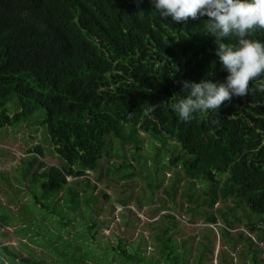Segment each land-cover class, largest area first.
Wrapping results in <instances>:
<instances>
[{
    "label": "trees",
    "instance_id": "trees-1",
    "mask_svg": "<svg viewBox=\"0 0 264 264\" xmlns=\"http://www.w3.org/2000/svg\"><path fill=\"white\" fill-rule=\"evenodd\" d=\"M206 19L186 24L174 23L171 17L163 20L152 0H0V128L44 124L49 143L64 161L47 163L35 143L27 148L30 153L20 169L24 178L40 186L34 202L45 207L42 217L52 216L71 238L69 246L67 242L57 251L59 264H86L95 253L106 258L104 264L111 256L117 259L113 264L212 263V226H203L205 239H197L194 246L188 243L193 234L176 238L179 210L165 204L163 197H158L159 207L147 212L154 217L164 210L146 222L154 228L147 236L152 249L146 248L141 232L133 239L112 232L114 244L106 238L96 249L94 218L102 207L93 205L99 196L110 199L97 187L100 160L117 146L122 158L109 169L132 177L145 161L140 162L145 138L139 131L148 138L154 173L171 174L162 188L170 202L178 194L188 212L208 223L216 222L214 203L228 195L264 214V91L258 90L264 75L252 81L248 96L224 102L218 116L197 113L191 122H182L170 107L173 96H186L180 81L226 82L228 72L216 56L214 38L206 34ZM249 38L264 42V31ZM9 101L15 105L12 112ZM150 108L153 111L146 114ZM39 109L44 113L38 118ZM145 176L147 186L160 185V178L153 184L151 174ZM118 198L113 201L124 204L126 199ZM133 201L140 209V197ZM192 221V215L183 220ZM257 221L264 226L262 216ZM221 222L218 238L231 235L232 224L223 232L226 223ZM243 227L246 232L234 229L230 245L234 249L236 241L243 242L239 252L247 253L248 260L240 264H259L263 251L257 242L264 238L251 236L258 224L245 222ZM47 244L55 248L51 240ZM0 252L13 264L14 259L46 264L12 244H2ZM216 261L232 264L231 256L220 252Z\"/></svg>",
    "mask_w": 264,
    "mask_h": 264
},
{
    "label": "rangeland",
    "instance_id": "rangeland-1",
    "mask_svg": "<svg viewBox=\"0 0 264 264\" xmlns=\"http://www.w3.org/2000/svg\"><path fill=\"white\" fill-rule=\"evenodd\" d=\"M14 106L13 101H9L7 103L8 111L12 112ZM43 113L44 111L39 109L35 115L39 118L42 117ZM139 132L145 138L141 149L142 156L140 162L145 161L137 166L135 174L132 177H124L121 174L123 170L112 171L109 169L111 164L116 165L122 158L120 149L117 146L110 149L108 155L100 160L102 175L97 182V187L104 188L110 195V199H104L99 196L93 205L102 207L94 218L97 226V231L94 232V235L99 239V247L96 249L103 246L106 238H109V241L114 244L115 238L111 235L112 232L127 239H133L136 233L141 232L143 237L146 238L147 244H149L150 239L147 236L154 228L146 222L156 218L164 210L160 209L154 217L147 215V212L149 208L159 207L160 202L158 197H163L165 204H173L179 210L176 216L180 221V227L177 225V228H180V232L174 234L176 238L193 234L194 237L188 243L194 246L197 239H205L203 237L205 234L203 226H212L215 238L211 239V243L213 244L211 264H216V256L219 252L223 255H230L232 264H240V260H248L247 253L241 254L239 252V249L244 246L241 240L236 241L237 243H235L234 249L230 245V241H232V237L235 234L234 229L239 228L246 232L243 227L245 222H255L258 224V228L252 231L251 236L256 237L259 234L264 238V226H259L262 223L257 221L260 216L264 219V214L260 215L251 211L243 201H238V198L235 197L236 195H228L223 199L218 198L214 203L213 208L217 216L216 222L208 223L202 221L200 219L201 216L196 215V213L188 212L185 209L183 198L178 194L173 198L174 203L170 202L169 197L165 198L162 188L166 187L171 174L167 170H158L157 173H154L155 171L152 168L150 158L151 148L147 144L148 138L146 133L143 131ZM35 143L41 146L44 152V156L42 157L44 161L56 164L64 163L49 143V137L44 124H28L24 122L16 127L4 126L0 128V248L2 244H12L19 250H22V253L32 260L42 258L45 259L46 264H59L62 258L60 255L57 256V251L59 247L63 249V246H66L67 242V246H69L71 238L63 232L64 228L62 224L54 222L52 216L49 215L47 218L42 217L46 214L44 212L45 207H39L34 202V194L40 193V186L36 183H31L20 174L21 165L25 160V156L30 153L27 151V148ZM87 171L90 177H94L93 171ZM146 173L151 174L153 184L160 178V185H156L155 187L147 186ZM70 178V176H66V179ZM136 196H139L141 200L140 209H135L134 206L133 197ZM118 197L126 199L124 204H118L113 201L116 199L119 200ZM179 200L183 202L180 203L178 202ZM43 201L46 203L44 199ZM126 207L132 208L135 211L134 214L138 215L140 219H136L134 214L129 212ZM220 212H224L226 216ZM89 215L94 216V213L91 212ZM189 215H192L195 221L184 223V218L189 217ZM77 216L78 214L75 215V219ZM101 219H104L103 223H101ZM220 219L223 223H226V231L223 232H227L229 224H232L230 227L233 228L229 230L231 235L218 238L219 232L217 228L222 223ZM221 230L222 228L220 227L219 231L222 232ZM50 240L52 245L54 244L55 246L54 249L47 244ZM257 243L264 252V241ZM92 244L96 245V241L94 240ZM146 248L152 249L151 244L147 245ZM263 252H259V256L262 258L259 264H264ZM105 259L102 254L95 253V257L90 261H86V264H104ZM116 261L117 259L111 256L108 264H113ZM0 264H13V261L7 259L5 254L0 252ZM14 264L26 263L19 259H14Z\"/></svg>",
    "mask_w": 264,
    "mask_h": 264
},
{
    "label": "clouds",
    "instance_id": "clouds-1",
    "mask_svg": "<svg viewBox=\"0 0 264 264\" xmlns=\"http://www.w3.org/2000/svg\"><path fill=\"white\" fill-rule=\"evenodd\" d=\"M163 20L186 24L189 19L207 17V36L214 38L216 56L228 72L226 82L204 79L199 83L180 81L186 96L170 105L182 122H191L194 114L218 116L220 107L235 97L249 95L252 81L264 75V42L250 39L264 31V0H152ZM234 38L235 44L224 41ZM259 91H264L261 84ZM153 109H147L146 114Z\"/></svg>",
    "mask_w": 264,
    "mask_h": 264
}]
</instances>
